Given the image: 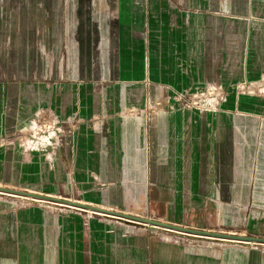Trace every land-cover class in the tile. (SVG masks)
I'll return each mask as SVG.
<instances>
[{"label":"crops","instance_id":"obj_1","mask_svg":"<svg viewBox=\"0 0 264 264\" xmlns=\"http://www.w3.org/2000/svg\"><path fill=\"white\" fill-rule=\"evenodd\" d=\"M8 65L42 73L0 72V176L94 210L0 197V264H264V248L123 225L264 235V0H0ZM211 82L219 107L186 108ZM39 106L43 153L23 154L12 133Z\"/></svg>","mask_w":264,"mask_h":264},{"label":"rangeland","instance_id":"obj_2","mask_svg":"<svg viewBox=\"0 0 264 264\" xmlns=\"http://www.w3.org/2000/svg\"><path fill=\"white\" fill-rule=\"evenodd\" d=\"M3 20V26L6 24V28L9 29L11 27V18H4ZM9 35L10 33H4V35ZM0 72L7 73V72H13V73H26V72H33L35 75L36 81L41 83V73H42V66L41 65H8V66H0ZM264 75V74H263ZM264 77V76H263ZM264 92V90H262ZM264 98V95H263ZM13 140L15 143H17V146L19 150L23 154H29V153H37L40 156L42 155V143H43V136H44V124H43V114H42V106H39L36 108L35 113L30 118V120L21 128L14 131L12 133ZM3 139V138H1ZM4 147V145H3ZM1 163V162H0ZM20 164V163H19ZM23 165L24 168H32V162L30 161H24L21 162L19 166ZM8 167V166H5ZM44 180L42 176H0V188L8 189V190H14L17 192H25V193H34L38 195L44 196ZM0 197L2 198H9V199H15L18 200L20 203H31V204H51L48 202L40 201V200H34L30 198H25L21 195L12 194V193H5L0 192ZM151 219H156L153 216H146ZM123 225L127 226L133 231L136 232H144L148 234V236H151L157 240H169V241H178V242H186L187 235L175 233L173 231H168L162 228H154L151 229L148 225L143 224H133V223H127ZM210 231H215L217 233H225V234H235V235H243V236H249L247 232H244L241 229H220V228H212ZM262 237L263 236H258ZM190 238V237H188ZM199 240H205V239H199ZM207 241V240H206ZM210 241V240H209ZM212 241V240H211ZM219 242V244H235L242 247H248V248H264V244H253V243H241V242H225V241H214Z\"/></svg>","mask_w":264,"mask_h":264},{"label":"water","instance_id":"obj_3","mask_svg":"<svg viewBox=\"0 0 264 264\" xmlns=\"http://www.w3.org/2000/svg\"><path fill=\"white\" fill-rule=\"evenodd\" d=\"M0 192L17 194L25 198L40 200V201H44L48 203H56V204L61 203V204H66L69 206H76V207L84 208V209L90 208L88 206H83L81 204H77L72 201H68V200H64V199H60V198H56V197L48 196V195L42 196V195H38L34 193L17 192L14 190H8L4 188H0ZM90 210H94V209L90 208ZM125 217L136 223L148 225L151 229L162 228L168 231H173L175 233H180L184 235L205 236L208 238H215V239L225 241V242L264 244V238L258 237V236H243V235H235V234L217 233V232H210V231H205V230L186 228L183 226H176V225L152 220L149 218L135 217V216H130V215L125 216Z\"/></svg>","mask_w":264,"mask_h":264},{"label":"built area","instance_id":"obj_4","mask_svg":"<svg viewBox=\"0 0 264 264\" xmlns=\"http://www.w3.org/2000/svg\"><path fill=\"white\" fill-rule=\"evenodd\" d=\"M225 98V91L217 82L205 84L186 96L185 107L211 111L219 107Z\"/></svg>","mask_w":264,"mask_h":264}]
</instances>
